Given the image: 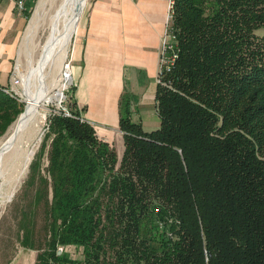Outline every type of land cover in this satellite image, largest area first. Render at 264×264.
<instances>
[{"label":"trees","instance_id":"1","mask_svg":"<svg viewBox=\"0 0 264 264\" xmlns=\"http://www.w3.org/2000/svg\"><path fill=\"white\" fill-rule=\"evenodd\" d=\"M172 14L180 58L158 85L159 129L123 98L118 160L73 98L77 118L50 119L30 176L47 238L22 241L35 264H264V0H175ZM22 112L0 90V138Z\"/></svg>","mask_w":264,"mask_h":264},{"label":"crops","instance_id":"2","mask_svg":"<svg viewBox=\"0 0 264 264\" xmlns=\"http://www.w3.org/2000/svg\"><path fill=\"white\" fill-rule=\"evenodd\" d=\"M88 2L70 57L72 100L84 119L94 124L99 139L121 159L125 151L120 130L123 98L130 118L144 132L156 131L161 123L157 72L169 0ZM25 22L10 1L0 0V90L5 93L11 89L10 76Z\"/></svg>","mask_w":264,"mask_h":264},{"label":"rangeland","instance_id":"3","mask_svg":"<svg viewBox=\"0 0 264 264\" xmlns=\"http://www.w3.org/2000/svg\"><path fill=\"white\" fill-rule=\"evenodd\" d=\"M39 1L40 0H37L33 6H30L28 10L29 12L27 13L28 15L26 14L27 17L24 15L26 22L21 32L15 61V65L19 66L20 75L24 79V82L23 85L16 88V92L13 91V95L21 104L23 111L21 114L25 113L27 110L26 104L28 95H35L36 93L39 94L38 91L42 82L41 77H44L45 85L50 91H52L53 95H56V90L62 86V84H64V98L56 101H42L40 105V114L37 119L39 127L37 134L38 137L37 140H35L36 142L34 141L31 149L33 151V159L29 164V169L27 170L26 174H24L20 180L16 182L14 185L15 187L11 185L0 187V193H4L6 189H9L11 191L9 192L15 195L12 201L4 203L0 207V264L36 263L39 252L34 249L28 250L22 247V241L24 240L27 230H32V235L34 236L32 242L36 243L35 245L37 248L40 246V244H43V246L45 245L48 231L46 201L44 195L41 194L39 190V188H41L40 186L42 185L39 176H34L35 178L31 179V164L41 152L40 147L43 144L44 138L46 137L45 134L48 132V126L51 123L50 119L52 116L61 109L62 105L71 108L70 102L72 99L74 80H72L68 85V88H66L64 82L65 80L63 81L64 83H60V78H62V76L63 79L70 78L69 71L67 70L66 66L71 62V51L79 34L76 35V33L72 37L65 63L60 65L59 63L51 62L42 69L40 63L44 57L46 49L45 46L51 36V20L54 11L51 7V2L47 3L46 7L42 10L43 13L38 15V22L36 23L37 25H32V21L39 6ZM88 3L89 2L87 0V5L82 13V19ZM48 7H51V9ZM82 19L78 25L79 29L77 27L78 30L81 29ZM31 27L33 28L29 29ZM262 35H264V29L257 32V36ZM34 70H38V75H36L37 72L36 74L33 73ZM65 70H67V76L64 74ZM61 100L65 101L61 103ZM20 115L15 121H13V124L8 128L7 132L0 138V141L3 140L10 132L13 125L21 117ZM49 143L50 142H48V144ZM48 149L49 147L46 148L47 154L42 159V176L47 179H49L47 172V167L49 165ZM68 251L75 258L79 255V251L77 250L74 251L73 249H68Z\"/></svg>","mask_w":264,"mask_h":264},{"label":"bare ground","instance_id":"4","mask_svg":"<svg viewBox=\"0 0 264 264\" xmlns=\"http://www.w3.org/2000/svg\"><path fill=\"white\" fill-rule=\"evenodd\" d=\"M49 2H51L54 12L51 20V36L45 46L44 57L40 63L42 69L51 62L59 63L60 65L66 62L69 44L82 19V12L86 3L85 0H40L32 25L38 22V15L43 13L42 10ZM51 7L48 8L51 9ZM174 7L175 0H170L171 14ZM33 73L38 75V70H34ZM41 78L39 94L28 95L26 112L16 121L6 137L0 141V187L5 185L14 186L29 169V164L33 159V151L31 149L38 137L39 127L37 119L40 114L42 101H56L64 96V84L56 90V95H53L52 91L45 85V78ZM72 80V78L63 79L62 76L60 83L64 81L67 87ZM6 93L11 97H15L11 89ZM9 191V189H6L4 193H0V207L14 198L15 195Z\"/></svg>","mask_w":264,"mask_h":264},{"label":"built area","instance_id":"5","mask_svg":"<svg viewBox=\"0 0 264 264\" xmlns=\"http://www.w3.org/2000/svg\"><path fill=\"white\" fill-rule=\"evenodd\" d=\"M14 5V9L20 14L23 15L27 12L29 5L34 3L36 0H8ZM168 16L165 23V33L162 38V49L159 55V68H158V85L166 86V77L170 74H172L173 69L176 67L177 62L179 60V53H180V47L177 40V33L176 28H174V22L172 21V14L170 9V0H169V6H168ZM67 70L69 71L70 76L72 71V64L71 62L66 66ZM64 71V74L66 75V71ZM67 76V75H66ZM11 92H16V88L23 85L24 79L20 75L19 66L15 65L11 72ZM74 80V79H73ZM68 88V86L66 87ZM64 98V96H63ZM62 98V99H63ZM65 100H61V103ZM56 114H62L65 117L68 118H77L73 115L72 111L69 109V107L62 105L61 109L56 112ZM53 115V116H56ZM82 122L89 123L94 127V124L89 122L87 119H84L82 114L78 117ZM172 236V235H170ZM63 250V248L59 249Z\"/></svg>","mask_w":264,"mask_h":264},{"label":"water","instance_id":"6","mask_svg":"<svg viewBox=\"0 0 264 264\" xmlns=\"http://www.w3.org/2000/svg\"><path fill=\"white\" fill-rule=\"evenodd\" d=\"M24 114V113H23ZM23 114H21L20 116H22ZM59 253L61 254L62 253V250H59Z\"/></svg>","mask_w":264,"mask_h":264}]
</instances>
